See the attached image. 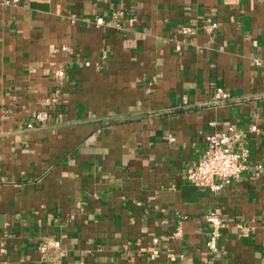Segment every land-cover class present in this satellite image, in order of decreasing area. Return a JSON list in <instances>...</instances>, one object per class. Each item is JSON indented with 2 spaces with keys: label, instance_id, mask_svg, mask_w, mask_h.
<instances>
[{
  "label": "crops",
  "instance_id": "obj_1",
  "mask_svg": "<svg viewBox=\"0 0 264 264\" xmlns=\"http://www.w3.org/2000/svg\"><path fill=\"white\" fill-rule=\"evenodd\" d=\"M230 127L242 174L189 181ZM0 264H264V0H0Z\"/></svg>",
  "mask_w": 264,
  "mask_h": 264
},
{
  "label": "built area",
  "instance_id": "obj_2",
  "mask_svg": "<svg viewBox=\"0 0 264 264\" xmlns=\"http://www.w3.org/2000/svg\"><path fill=\"white\" fill-rule=\"evenodd\" d=\"M17 2L19 0H12ZM122 11H114V17H120ZM98 23H104V17H98ZM217 23H213L211 26H216ZM184 31L187 33L192 28L185 26ZM59 74H63L62 69L58 70ZM215 101L224 102L230 98V93L219 86L215 92ZM51 116V111L43 109L37 112L36 121L46 122ZM30 123L29 126H33ZM253 130H257L256 125H252ZM233 127L229 128V131H223L222 133H209L206 136L207 146L198 163L190 167L187 171V178L189 181L203 189L221 190L225 186L231 184L236 178H238L247 167V161L249 159V149L241 145L238 149L234 144ZM205 218L209 224L210 231L206 240V247L209 251H215L219 248L220 238L222 235V227L224 220L222 216L215 210L210 211L205 215ZM238 226L242 228V224ZM174 235L179 236L182 234V228L177 227L174 230ZM153 243L156 245L153 250V255H157L160 252L158 246L160 239L153 237ZM46 249V246H43ZM3 250V249H2Z\"/></svg>",
  "mask_w": 264,
  "mask_h": 264
}]
</instances>
